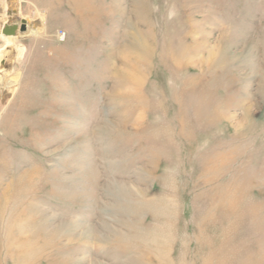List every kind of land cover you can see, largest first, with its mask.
Segmentation results:
<instances>
[{
	"label": "rangeland",
	"instance_id": "obj_1",
	"mask_svg": "<svg viewBox=\"0 0 264 264\" xmlns=\"http://www.w3.org/2000/svg\"><path fill=\"white\" fill-rule=\"evenodd\" d=\"M0 54V264H264V0H0Z\"/></svg>",
	"mask_w": 264,
	"mask_h": 264
},
{
	"label": "water",
	"instance_id": "obj_2",
	"mask_svg": "<svg viewBox=\"0 0 264 264\" xmlns=\"http://www.w3.org/2000/svg\"><path fill=\"white\" fill-rule=\"evenodd\" d=\"M18 30H26L25 26H22L20 29L18 28V25H9L5 24L2 29L3 35H16L18 33Z\"/></svg>",
	"mask_w": 264,
	"mask_h": 264
},
{
	"label": "bare ground",
	"instance_id": "obj_3",
	"mask_svg": "<svg viewBox=\"0 0 264 264\" xmlns=\"http://www.w3.org/2000/svg\"><path fill=\"white\" fill-rule=\"evenodd\" d=\"M1 55V54H0ZM2 57V56H1Z\"/></svg>",
	"mask_w": 264,
	"mask_h": 264
}]
</instances>
